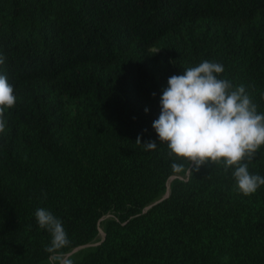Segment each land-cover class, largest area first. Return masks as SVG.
<instances>
[{
	"label": "trees",
	"instance_id": "1",
	"mask_svg": "<svg viewBox=\"0 0 264 264\" xmlns=\"http://www.w3.org/2000/svg\"><path fill=\"white\" fill-rule=\"evenodd\" d=\"M0 55L16 96L0 264L48 263L38 208L63 222L64 254L95 243L74 264H264V185L244 196L220 164L174 173L152 128L168 78L204 60L264 113V0H0ZM241 163L264 177V145Z\"/></svg>",
	"mask_w": 264,
	"mask_h": 264
},
{
	"label": "clouds",
	"instance_id": "2",
	"mask_svg": "<svg viewBox=\"0 0 264 264\" xmlns=\"http://www.w3.org/2000/svg\"><path fill=\"white\" fill-rule=\"evenodd\" d=\"M4 62L0 55V65ZM223 72L222 64L204 60L182 75L169 77L160 97V114L152 128L159 142L167 145L169 156L184 162L172 163L174 173L191 177L206 163L220 164L226 173L233 168L236 190L248 196L264 185V177L251 174L248 164L241 163L250 162L264 145V113H258L243 85L234 87L230 80L220 78ZM13 93L6 75L0 74V133L6 127L5 112L16 104ZM135 143L145 151L157 148L151 140L142 144L139 136ZM35 219L50 234L45 251L53 264H74L61 251L71 243L63 222L45 208L35 211Z\"/></svg>",
	"mask_w": 264,
	"mask_h": 264
},
{
	"label": "rangeland",
	"instance_id": "3",
	"mask_svg": "<svg viewBox=\"0 0 264 264\" xmlns=\"http://www.w3.org/2000/svg\"><path fill=\"white\" fill-rule=\"evenodd\" d=\"M172 181V178H170L167 182V191H168V188H169V183ZM111 217V215H106L103 220L107 219ZM104 235V232H103V228L102 226L99 227V235H98V240H100ZM95 246V243H92V244H88V245H85V246H81V247H78L76 249H74L73 251H71L70 253L66 254L67 257H70L72 260L74 259H77L83 252L87 251L89 248ZM47 264H53V262L51 260L48 261Z\"/></svg>",
	"mask_w": 264,
	"mask_h": 264
},
{
	"label": "water",
	"instance_id": "4",
	"mask_svg": "<svg viewBox=\"0 0 264 264\" xmlns=\"http://www.w3.org/2000/svg\"><path fill=\"white\" fill-rule=\"evenodd\" d=\"M167 196H168V195L166 194L161 200H159V201H157V202H160V201L164 200ZM157 202H156V203H157ZM156 203H155V204H156Z\"/></svg>",
	"mask_w": 264,
	"mask_h": 264
}]
</instances>
